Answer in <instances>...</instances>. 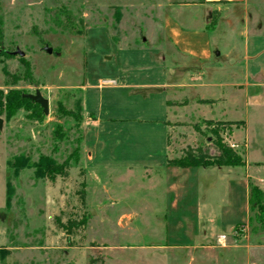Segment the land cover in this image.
Segmentation results:
<instances>
[{
    "label": "rangeland",
    "instance_id": "rangeland-1",
    "mask_svg": "<svg viewBox=\"0 0 264 264\" xmlns=\"http://www.w3.org/2000/svg\"><path fill=\"white\" fill-rule=\"evenodd\" d=\"M198 1L0 0L3 48L25 54L0 55L2 99L38 90L49 109L37 121L0 107V264H246L235 249L242 234L220 228L204 240L186 211L198 199L174 205L162 172L166 125L168 161H213L219 140L242 153L231 138L239 122L208 120L244 118L243 93L227 86L244 82L238 67L193 63L164 37L169 8ZM21 59L36 84L7 85L2 67L22 76ZM59 104L81 121L61 116ZM40 157L68 160L67 175L36 176ZM72 221L78 227L59 225ZM250 225L263 229L264 215Z\"/></svg>",
    "mask_w": 264,
    "mask_h": 264
},
{
    "label": "crops",
    "instance_id": "crops-1",
    "mask_svg": "<svg viewBox=\"0 0 264 264\" xmlns=\"http://www.w3.org/2000/svg\"><path fill=\"white\" fill-rule=\"evenodd\" d=\"M212 13L215 20L211 27ZM162 27L165 40L183 58L208 65L213 60L214 65L224 60L238 67L236 71L244 82L227 86L243 93L245 112L244 118L239 120L208 119L239 122L231 130L233 141L242 146L239 166L168 165L170 127L166 125L162 149L166 193L174 205L191 196L198 199L186 211L196 220L197 233L204 240L223 235L220 228L231 229L230 237L234 239V228L244 225L247 232L241 236V244H236V251L242 250L246 264H264V228L252 230L249 222V186H257L264 194V146L263 142H258V138L264 139V134L254 133L250 126L253 122L258 124L259 130H264V0H199L193 4L173 5L163 18ZM211 31L215 33L214 41ZM242 59H245L243 69L239 65ZM255 59L258 60L254 62ZM209 100L206 106L216 103L213 98ZM191 224L189 222L188 227Z\"/></svg>",
    "mask_w": 264,
    "mask_h": 264
},
{
    "label": "trees",
    "instance_id": "trees-1",
    "mask_svg": "<svg viewBox=\"0 0 264 264\" xmlns=\"http://www.w3.org/2000/svg\"><path fill=\"white\" fill-rule=\"evenodd\" d=\"M3 30L0 26V55L4 56L6 59L12 58L13 55L10 51H7L3 48ZM40 43L42 40L40 39ZM24 64L25 72L22 76L10 74L6 67H2V73L6 78V84L13 86L20 80L28 81L29 83L36 84L33 81L32 74L29 71V65L27 62L21 59ZM22 93L16 90L9 91L2 99V95L0 94V107H4V112L7 118H10L14 112L20 108H25L30 112V116L33 120L40 121L42 119V111L37 104H34L30 100L23 98ZM3 100V101H2ZM58 112L61 116L71 117L76 120V122L81 121V116L79 112L67 111L65 110L61 104L58 106ZM220 125L223 122H219ZM215 135L217 134L216 130H213ZM216 146L219 150V154L214 158L213 161H209L206 159H193L191 156H186L182 160L179 161H167V164L170 166H178V167H192V166H202L206 167L209 165L216 166H239L242 164L241 157L233 152L228 146H225L219 140L216 142ZM35 167V175L40 177L49 179V181H53L56 176L65 177L66 171L69 168L68 160H65L62 164H54V162L47 157H40ZM249 210L251 212V216L249 222L251 223L254 218L259 219L261 215H264V194L263 192L255 185L249 186ZM61 228L67 230H71V228L78 227L79 224L76 222H68L67 225L59 224Z\"/></svg>",
    "mask_w": 264,
    "mask_h": 264
},
{
    "label": "water",
    "instance_id": "water-1",
    "mask_svg": "<svg viewBox=\"0 0 264 264\" xmlns=\"http://www.w3.org/2000/svg\"><path fill=\"white\" fill-rule=\"evenodd\" d=\"M43 50L45 51L46 54L49 55L53 53V50L50 47H44ZM11 54L13 56L17 55L20 58H23L25 55L22 51L19 50H16L15 52H11ZM22 97L30 100L34 104H37L40 107L43 115L48 114L49 111L48 100L44 98L38 90H36L34 94H23ZM0 128H1V120H0ZM207 142H210V138L207 139Z\"/></svg>",
    "mask_w": 264,
    "mask_h": 264
},
{
    "label": "built area",
    "instance_id": "built-area-1",
    "mask_svg": "<svg viewBox=\"0 0 264 264\" xmlns=\"http://www.w3.org/2000/svg\"><path fill=\"white\" fill-rule=\"evenodd\" d=\"M246 232V228L244 227V226H241L238 230H234V232H233V235L235 236V237H237V236H239V235H243L244 233ZM225 237H223V239H224Z\"/></svg>",
    "mask_w": 264,
    "mask_h": 264
}]
</instances>
